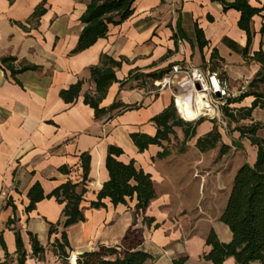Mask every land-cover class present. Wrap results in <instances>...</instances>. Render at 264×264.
<instances>
[{"label": "crops", "instance_id": "0c3cea01", "mask_svg": "<svg viewBox=\"0 0 264 264\" xmlns=\"http://www.w3.org/2000/svg\"><path fill=\"white\" fill-rule=\"evenodd\" d=\"M89 1L0 0V264H20L17 231L27 255L24 264H76L84 253L118 248L129 229L137 231L141 250L152 257L145 264H173L181 257H187L186 264H211L203 259L211 250L207 236L214 231L222 243L232 241L229 227L220 219L237 172L245 164L254 165L258 155V148L237 128L264 123V109L256 108L250 118L238 123L223 113L216 120L201 117L205 121L192 140L185 143L183 130L175 128L164 147L150 146L143 153L130 135L156 136L154 117L175 101L170 91L147 96L144 88L174 65L211 72L215 68L236 98L249 91L261 65L244 58L248 38L238 26L240 13L224 11L222 4L212 0H135L130 18L111 25L108 36L91 48L72 54L85 28L81 18ZM249 2L255 8L264 6V0ZM40 10L42 15L34 16ZM263 24L264 12L252 22L251 52H264ZM197 29L204 34V46ZM214 52L217 59H212ZM103 55L121 67L100 105L107 113L97 119L84 96L95 94L90 69L100 64ZM7 58L15 59L11 64L15 70L37 69L13 75L2 64ZM79 81L84 85L78 101L66 104L61 91ZM257 92L264 93V85ZM254 101L250 96L229 108L236 113ZM183 102L186 120L196 121L199 114L192 93ZM114 104L118 107L111 111ZM131 106L138 109L125 110ZM228 123L233 131L230 138L224 136ZM215 128L221 136L219 144L201 152L197 141ZM259 136L264 139V133ZM111 146L123 150L119 161H134L152 176L157 198L145 214L136 211V198L116 207L109 199L103 201L105 208L91 207L109 181L106 159ZM164 151L168 154L161 157ZM83 153L91 155L82 203L86 220L66 230L70 246L66 261L54 247L64 229L57 226L50 234L51 227L64 220V204L48 198L27 213L28 194L37 183L49 196L68 181L81 182ZM62 167L71 173H61ZM29 234L44 248L38 256L33 255Z\"/></svg>", "mask_w": 264, "mask_h": 264}, {"label": "trees", "instance_id": "16d2710c", "mask_svg": "<svg viewBox=\"0 0 264 264\" xmlns=\"http://www.w3.org/2000/svg\"><path fill=\"white\" fill-rule=\"evenodd\" d=\"M223 5L224 11L231 9L240 13L238 26L247 34L248 42L244 50V58L247 62H256L261 65V71L250 83L249 91L235 99H229L226 106L222 108L223 116L230 122L238 123L240 119L250 118L256 108L264 109V93H258L261 85H264V52L262 49L256 52L250 51V46L254 37L252 22L256 16L264 12L262 8L253 7L249 0H212ZM135 0H90L81 22L85 25L77 48L72 54L81 53L99 40L108 36L111 25L117 26L130 18L134 12ZM43 11L36 12L34 16L42 15ZM264 35V24L261 29ZM197 37L201 46L206 44L204 34L197 29ZM212 59H217L216 53ZM15 59L7 58L2 61L3 66L11 70L13 75L36 70L37 67L25 66L19 70L11 66ZM121 67L120 62H116L106 55L101 56L100 64L90 69L91 81L95 84V94H85L84 103L95 111V117L99 119L107 113L106 109H101L100 105L105 99L109 88L117 82L116 70ZM215 72V68L212 69ZM84 82L70 86L62 90L60 97L66 104H74L78 101ZM254 97L250 108L235 110L229 108L234 103H240L247 97ZM118 104H114L110 110H114ZM137 106L127 107L125 110H137ZM205 121H184L178 115L175 102L166 110L154 117L153 123L157 127L155 137L146 134H131L130 138L140 153L145 152L150 146L164 147L163 142L170 141V137L175 135V128H181L184 133V142L192 140L196 136L197 128ZM241 137L248 138L253 146L258 148L257 160L254 165L245 164L236 174L231 195L220 221L229 227L233 238L230 243H222L214 231L207 236L206 245L211 248L203 259L211 264H224L226 260L233 258L235 264H264V139L259 136L264 133V123H254L247 127H239ZM221 140L218 129H214L210 134L197 141V148L201 152H207L217 147ZM123 150L118 147H109L106 159V168L109 173V181L104 185L98 194L97 201L91 204L93 209L105 208L104 200L109 199L113 206L125 205L127 201L136 198V211L145 214L150 203L157 198L154 181L150 174L143 169L136 167L135 162L127 164L119 161L123 155ZM168 154L164 151L160 154L164 157ZM224 154V150L222 151ZM82 168V180L79 183L68 181L56 189L51 195L46 196L40 184L34 185L29 194V206L26 212L30 213L35 206L48 198L55 197L61 204H64V220L58 225H53L50 234L56 232L57 226L64 229L61 240L54 243L58 256L68 261L70 256L67 253L69 242L66 230L78 223L85 222V215L82 208L84 197L87 193V184L91 171V155L83 153L80 156ZM60 172L66 175L71 173L68 167L60 168ZM33 248V255L38 256L44 252L37 238L29 234ZM16 245L19 253L20 264H24L26 251L20 232H16ZM142 240L134 229H129L118 248L101 247L94 252H87L79 256L76 264H145L152 257L141 250ZM187 257H181L173 261V264H186Z\"/></svg>", "mask_w": 264, "mask_h": 264}, {"label": "built area", "instance_id": "2783aa9c", "mask_svg": "<svg viewBox=\"0 0 264 264\" xmlns=\"http://www.w3.org/2000/svg\"><path fill=\"white\" fill-rule=\"evenodd\" d=\"M144 91L147 96H155L170 91L176 109L183 118L185 113L183 100L190 93L195 99V108L199 114L197 119L201 117L213 120L221 119L222 108L226 106L229 99L236 98L229 92L226 83L222 81L218 73L194 66L183 67L182 65H174L160 79L145 87ZM197 101H200L202 106L204 104V108H202L204 110H199Z\"/></svg>", "mask_w": 264, "mask_h": 264}, {"label": "rangeland", "instance_id": "374dc122", "mask_svg": "<svg viewBox=\"0 0 264 264\" xmlns=\"http://www.w3.org/2000/svg\"><path fill=\"white\" fill-rule=\"evenodd\" d=\"M232 132L233 131L230 128V124L228 123V125L226 126V128H224V134H225L224 136H226L227 138H230L231 135H229V134H231Z\"/></svg>", "mask_w": 264, "mask_h": 264}, {"label": "bare ground", "instance_id": "6f19581e", "mask_svg": "<svg viewBox=\"0 0 264 264\" xmlns=\"http://www.w3.org/2000/svg\"><path fill=\"white\" fill-rule=\"evenodd\" d=\"M198 108H199L200 111H201V110H204V109H202V108H204V104H203V106H202V103L199 102ZM186 111H188V110L186 109ZM180 112H182V109H180ZM192 116H193V115H192ZM187 117H188V115H187ZM184 118H185V116H184ZM185 119H186V118H185Z\"/></svg>", "mask_w": 264, "mask_h": 264}, {"label": "water", "instance_id": "95a60500", "mask_svg": "<svg viewBox=\"0 0 264 264\" xmlns=\"http://www.w3.org/2000/svg\"><path fill=\"white\" fill-rule=\"evenodd\" d=\"M197 89H199V88L197 87Z\"/></svg>", "mask_w": 264, "mask_h": 264}]
</instances>
